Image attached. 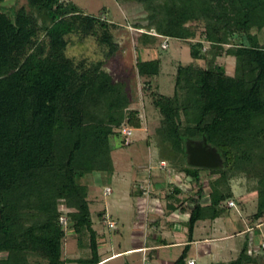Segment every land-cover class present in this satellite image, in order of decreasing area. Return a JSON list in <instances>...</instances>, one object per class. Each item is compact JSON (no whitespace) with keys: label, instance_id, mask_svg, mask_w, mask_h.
Wrapping results in <instances>:
<instances>
[{"label":"trees","instance_id":"trees-1","mask_svg":"<svg viewBox=\"0 0 264 264\" xmlns=\"http://www.w3.org/2000/svg\"><path fill=\"white\" fill-rule=\"evenodd\" d=\"M6 1L0 0V264H100L104 235L95 229L89 188L80 181L114 173L112 139L125 125H142L127 84L106 69L120 48L113 23L65 0H27L20 8L2 6ZM131 1L148 22L135 26L146 30L139 43L153 44L157 36L187 41L193 58L179 65L173 96L152 95L161 115L155 128L161 162L197 184L200 172L220 175L209 206H202L203 185L192 207L177 187L167 196L168 215L179 208L190 215L188 243L173 263L188 264L198 223L225 215L223 206L234 197L232 178L256 181L252 225L264 218V0ZM194 23L205 28L198 42H192ZM75 33L96 37L107 48L105 59L88 65L69 58L67 37ZM224 57L236 59L234 75L218 64ZM137 70L154 78L162 62L139 60ZM204 139L223 158V168L190 170L187 142ZM99 217L105 223L102 212ZM69 230L82 250L89 236V258L64 259ZM250 235L235 259L211 264H264V238Z\"/></svg>","mask_w":264,"mask_h":264},{"label":"rangeland","instance_id":"rangeland-1","mask_svg":"<svg viewBox=\"0 0 264 264\" xmlns=\"http://www.w3.org/2000/svg\"><path fill=\"white\" fill-rule=\"evenodd\" d=\"M65 1L75 3L82 8L85 14L100 16L113 23L111 34L120 48L118 53L107 61L106 69L112 74L115 82H125L127 84L128 92L133 100V107L141 111L142 125L140 129L134 128V133L130 137L119 136L112 139V157L115 172H95L87 175L80 181L89 188L92 219L95 223V228L104 235V241L100 242L103 246L100 249V253L103 255L102 257H105L107 256V251H110L109 254H111L112 252L144 245L145 242L152 240L151 233L153 232L150 231L152 221L146 209L148 196L145 195L144 198H139L133 194L137 190L136 187L139 189L142 185L143 174L145 175L146 173V178L144 177L145 186L142 188L149 189L150 184L148 183L150 181L155 189L164 190L161 195L166 196L177 187L184 192L185 199L189 200L190 207L193 206L190 199L194 198L193 200H197L200 185H203L204 198L206 199L205 204L209 202V197L207 196L212 192L211 184L215 183L220 178V175L212 174L211 172H200L202 179L197 184L191 177L186 176L185 172H180L176 167L166 163L167 169L161 168L163 163L160 159V149L155 135V128L161 119V115L153 105L152 95L156 92H160L166 96L174 95L175 76L179 65H188L193 62L190 43L169 38V48L168 50H164L162 48L164 39L157 36L154 32L151 33L157 36L155 43L148 45L139 43L138 39L140 35L145 33L146 30H139L135 26L136 24L147 25L148 22L145 19L146 14L144 10L131 0ZM27 5V0H17L14 6L20 8ZM192 26L197 33L196 39L192 42L203 40L204 26L197 23L192 24ZM259 35L261 42L264 43V31ZM67 40V55L77 64L84 62L91 65L105 59L107 48L101 46L96 37L75 33L68 36ZM205 45L207 49L209 46L207 43ZM153 59L161 60V74L154 78L140 75L137 70L138 61ZM200 64L205 66L204 61H201ZM218 64L225 67L229 75L235 74V58H221L218 60ZM192 168L196 167H191L190 170H194ZM229 185L233 191L236 207L233 209L228 208V202L223 206L226 212L224 217L220 219L216 236H222L226 233L229 235L238 234L241 231L248 230L252 225L251 218L257 211L256 181L245 177L232 178L229 181ZM229 185L223 181L219 185V188L225 192L224 190ZM108 188L112 190L110 195H106ZM147 208L150 209L151 207ZM102 211H107L108 217L117 223L116 229H111L100 219L99 213ZM202 224L204 223L202 222ZM257 224L260 225V235L264 236V218L255 222L254 225ZM184 226L188 227L186 224ZM163 227H165V222ZM167 228H169L168 225ZM201 232H196L198 240L203 236V234L200 235ZM187 233L186 229L183 232L185 239L188 238ZM250 233L251 240L255 239L256 241L259 231L252 229ZM173 239L175 238L169 237V241ZM245 240L246 234H243L222 243L223 248H228L223 249V252L219 248L214 249L218 253H213L211 259L202 256L200 258L196 252H193L191 255L198 260V264H211L220 261L229 262L238 256ZM216 244H212V246ZM180 252L181 248L160 250L159 254L161 258L159 259L154 252L125 253L119 258L109 260L104 264H150L151 256H153L154 264H162V261L170 264L177 260ZM89 256H91L89 236H86L85 248L82 250L79 247L77 236L73 231L69 230L64 245V259L85 260ZM146 257L149 259L148 262L145 261ZM66 264L81 263L67 262Z\"/></svg>","mask_w":264,"mask_h":264},{"label":"crops","instance_id":"crops-1","mask_svg":"<svg viewBox=\"0 0 264 264\" xmlns=\"http://www.w3.org/2000/svg\"><path fill=\"white\" fill-rule=\"evenodd\" d=\"M145 175H146V173H145ZM145 175L144 174L142 175V180H141L142 185L140 186V188L138 189L136 187L137 190H135L133 192V194L136 197H139V198L145 197L144 192H143V188H142L145 186L144 185L145 184L144 177L146 178ZM148 184H150L149 190H150L151 194L148 196V202H147L146 209L148 210V214L150 215V220L152 221L151 222L152 225L150 227V231L153 232V233H151L152 234L151 235L152 240L145 242L144 245L134 246L132 248L122 250V251H118V252H112L111 254H109L110 251H107L106 252L107 256H105V257H102L103 255L100 253L101 260H102V263H100V264H104L105 262L112 260V259H115L117 257L119 258L121 255H123L125 253H134V252L140 253V251L145 252V253L146 252H154L155 255L158 256V259L161 258L159 251L164 250V249L166 250L169 248H181V252H180L179 256L182 254L185 246L188 243V238L185 239V237L183 235V232L186 229L188 232V227L186 228V226H184V225L189 220L190 215H189V213H182L180 208L175 210L174 212H172L170 215H168L167 214L169 212L168 206H169L170 202H169V198L167 196L169 195V193L166 196H162L161 193L164 190L155 189L154 185L153 184L151 185L150 181ZM179 197L182 199L186 198V196L184 195V192H182L181 195H179ZM207 197H209V196H207ZM205 200L206 199L203 198L202 206H209L210 200L207 204H205V202H206ZM230 200L234 201L233 198ZM178 205H179L178 203H175V206L178 207ZM227 206H228V203H227ZM147 207H149V208L151 207V208L148 209ZM157 208H159V209H157ZM230 209H233V208H230ZM159 212H161V213H159ZM102 213H103L104 218L106 215H109L107 211H102ZM223 217L224 216L217 218L216 220H214L212 222L207 220V221H201L198 223V225L196 226L195 231H194V235H193L194 241L191 243V249H190L189 254H188V260H192V259L196 260V258L191 255V254H193V252H196L200 256V258L202 256L205 258L209 257L211 259L212 254L216 253V250L214 251V249L219 248L220 251L223 252L222 250L226 249L228 247L223 248L224 246L221 244L230 241L235 236L237 237L238 235L241 236L243 234L250 233V231L252 229L253 230L254 229L259 230V232L261 233L260 225L257 224V225H251L252 228L249 227L248 230L241 231L238 234L229 235L226 233V234H223L222 236H220V235L216 236L217 235L216 231H217V228H219L220 219ZM164 222H165V227H163ZM202 222L204 224H202ZM167 225L169 228H167ZM201 228L203 229V231ZM96 230L99 231L98 229H96ZM199 231L200 232L202 231L200 233V235L203 234V236H202V238L200 237L198 240L196 232H199ZM170 235H172V236H170ZM169 237L170 238L173 237L175 239H173L172 241H169ZM262 237L264 238V236H262ZM103 241H104V239L101 240L100 242H103ZM215 243H217V244L212 246V244H215ZM101 247H103L102 244L100 246V249H101ZM234 248H236V247H234ZM233 251H234V249H233ZM100 252H101V250H100ZM145 253H144V255H146ZM237 253H238V251H237ZM179 256H178V258H179ZM150 261H151V264H154L153 256H151ZM196 262L198 264V260H196ZM162 264H168V263L166 261H162ZM170 264H173V263H170Z\"/></svg>","mask_w":264,"mask_h":264},{"label":"water","instance_id":"water-1","mask_svg":"<svg viewBox=\"0 0 264 264\" xmlns=\"http://www.w3.org/2000/svg\"><path fill=\"white\" fill-rule=\"evenodd\" d=\"M17 0H8L2 3L4 7L15 5ZM187 164L191 167L202 169L223 168L224 160L215 147H212L206 139L202 142H187Z\"/></svg>","mask_w":264,"mask_h":264},{"label":"built area","instance_id":"built-area-1","mask_svg":"<svg viewBox=\"0 0 264 264\" xmlns=\"http://www.w3.org/2000/svg\"><path fill=\"white\" fill-rule=\"evenodd\" d=\"M163 39H164V41H163V43H162V48H163L164 50H167V49L169 48V42H168L169 39H168V38H163ZM119 132H120V133L122 134V136H124V137H130V136H132L133 133H134V128H132V127H130V126H128V125H125V126H123V127L119 130ZM162 163H163V164H162L161 168H162V169H167V164H166V162H162ZM143 191H144V195L149 196V195L151 194L149 189L143 188ZM111 193H112L111 189L108 188V189L106 190V195H110ZM228 206H229L230 208H235V207H236V203H235V201L230 200V201L228 202ZM61 222H62L63 224H67V218H66V217H62V218H61ZM105 223H106L111 229H116V227H117V223L114 222V221H112V220L108 217V215L105 216ZM263 247H264V244H263ZM146 258H147V257H146ZM145 261L148 262L149 259L147 258V259H145ZM150 264H151V263H150ZM188 264H197V262H196V260L192 259V260H188Z\"/></svg>","mask_w":264,"mask_h":264}]
</instances>
